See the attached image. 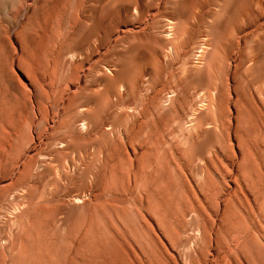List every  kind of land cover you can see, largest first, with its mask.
<instances>
[{
  "label": "rangeland",
  "instance_id": "1",
  "mask_svg": "<svg viewBox=\"0 0 264 264\" xmlns=\"http://www.w3.org/2000/svg\"><path fill=\"white\" fill-rule=\"evenodd\" d=\"M17 1L0 0V6L14 7ZM26 4L27 37L42 36L46 42L35 45L27 40L25 71L15 63L12 67L11 102L15 107L20 88L27 107L26 155L38 149L44 155L32 162L22 183L0 200V264H7L16 237L17 226L8 220L15 204L21 202L24 208L19 217L23 225L37 205L50 206L55 216L49 233L64 232L87 208L71 213L55 208L85 191V183L99 171L102 153L111 144L102 129L121 130L139 120L141 110L157 122L159 142L188 154L190 162L179 174L191 199L189 186L204 175L199 164L219 148L224 135L232 143L233 158L239 159L232 135L236 122L245 139L249 115L257 108L264 110L259 103V97L264 98V0H26ZM10 17L2 18L13 31L15 21ZM170 21L173 34L167 33ZM200 47L206 50L202 59L197 58ZM10 49L19 52L14 39ZM54 98L57 103L51 107ZM208 102L209 108L219 109L220 128L224 124L219 142L205 130L211 121L209 108L204 109ZM81 111L90 114L87 129L79 132L85 118ZM192 112H198L199 124L188 132ZM37 124L41 130L46 128L41 136L34 130ZM79 134L87 139L75 142ZM58 141L65 144L59 149L64 156L54 152ZM229 181L225 180L235 188ZM160 209H152V247L157 257L152 264H191L194 249L187 247L195 241L193 229L202 222L180 213L175 218L171 210ZM261 211L264 215V208ZM261 211L255 210L256 219L263 216L259 217ZM262 239L250 244L248 264H264ZM195 243L198 248L200 242Z\"/></svg>",
  "mask_w": 264,
  "mask_h": 264
},
{
  "label": "bare ground",
  "instance_id": "2",
  "mask_svg": "<svg viewBox=\"0 0 264 264\" xmlns=\"http://www.w3.org/2000/svg\"><path fill=\"white\" fill-rule=\"evenodd\" d=\"M26 5V0H18L14 7L7 3L0 6V200L22 183L33 168L32 162L39 161L44 155L40 149L34 155H26L29 145L27 107L20 88L16 89L15 107L11 102L12 67L15 63L16 68L25 71L27 40L35 45L46 42L42 36L27 37L30 16ZM7 14L15 21L13 31L4 23L7 19L2 18ZM167 26V33L173 34L171 21ZM12 39L18 43L19 52L10 51ZM205 51L200 47L197 58L202 59ZM125 87V83L120 85L122 89ZM73 95L75 98L77 93ZM170 97L168 95V99ZM259 101L264 107V98L259 97ZM40 102L39 107H42ZM56 103L54 98L50 106ZM206 103L204 109L210 107L209 102ZM208 110L206 112L212 118L205 130L214 133L219 142L224 130L223 122V128L218 125L219 109ZM198 112L190 114L188 132L198 126ZM81 113H85V118L78 127L79 132L87 129L90 111ZM145 114V110L139 111L141 118L121 130L102 129L103 135L111 138V144L102 153L99 171L85 183V191L71 195L55 208L63 207L68 213L87 208L83 216L74 220L64 232L59 235L49 233L50 220L55 216L50 206L37 205L28 223L23 225L19 217L24 208L21 202L15 204L8 220L10 225L17 226L16 237L9 246L7 264H152L157 261L152 247L153 208H167L174 214L180 213L179 216H188V220L202 222L200 227L193 229L195 241L187 247L190 251L194 249L195 259L191 264L251 263L247 250L254 239L260 237L263 240L264 236V225L260 221L264 216L261 211L264 208V110L257 108L249 113L245 139L241 138L236 122L232 135L240 150L239 159L233 158L232 143L226 142L224 135L219 148L211 150L207 159L199 164L204 175L189 186L194 194L192 199L179 174L190 162L188 154L175 145L159 142L155 138L158 124L152 116L148 118ZM45 129L41 130L39 124L34 125L38 136ZM86 139L85 135L74 136L75 142ZM55 145V154L64 156L65 153L59 150L65 145L63 141ZM70 171L68 167L67 172ZM227 178L234 182L235 188L225 182ZM255 210L261 211L260 220L256 219ZM195 242H200L198 248H195ZM255 249L258 250L256 246Z\"/></svg>",
  "mask_w": 264,
  "mask_h": 264
}]
</instances>
